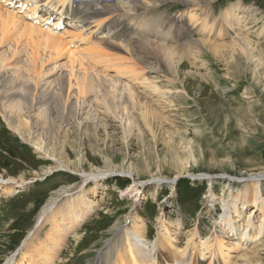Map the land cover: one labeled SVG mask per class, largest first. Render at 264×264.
<instances>
[{
  "label": "rangeland",
  "instance_id": "rangeland-1",
  "mask_svg": "<svg viewBox=\"0 0 264 264\" xmlns=\"http://www.w3.org/2000/svg\"><path fill=\"white\" fill-rule=\"evenodd\" d=\"M212 6L214 15L236 6L239 14L244 13L251 18L252 21L246 24L251 34L245 32L243 36L252 43L254 63L247 62L240 54H236L237 57L232 55L231 33L216 37L218 40L214 41L217 43L213 45L204 44L200 48L202 53L194 55L189 51L190 47L185 49L184 44H179L183 48H178L180 41L177 38L169 36L166 38L170 39H163L142 32L144 25L140 23L139 35L144 37L147 45L142 44V50L134 49L137 53L129 49L128 54L132 53L134 61L153 78L155 84L163 91L169 89L171 95L158 97L145 91L143 94L138 92L134 106L123 95L128 114L125 116L121 109L118 110L122 123L125 124L130 116L134 122L127 138L123 137L120 122L107 115L99 105H94V109H84L78 115L83 121L82 131L78 132L74 113L70 112L71 120L68 118L69 123L59 128L57 139H46L54 144L56 151L58 142L64 141L65 153L52 160L38 156L39 153L21 137L25 132L19 130L17 120L11 121L0 115V181L8 178L23 180L22 186L12 184L15 192L11 188L6 192L3 189L9 184L0 183V264L16 252L22 240H26L27 232L35 231L38 225L34 227V224L41 207L51 192L62 186L69 185L71 193L55 204L48 220L28 239L24 258L18 255L12 264H22L23 261L45 264L48 259L37 250L41 241L54 242L51 245V253L54 252L52 264H96L97 255L106 253L115 238L116 244L125 245L121 235L114 237L112 228L130 225L131 214L133 223L145 229L144 235L150 245L162 232L160 220L167 223L165 236L169 234L172 237L175 247L172 249L169 244L165 245L162 255L174 264L175 259L181 261L176 249L183 248L192 234L197 245L212 235L214 221L220 222L225 212L223 197L229 200L226 198L230 194L236 196L246 189L251 193L255 184L252 186L246 181L247 177L264 173V0H214ZM185 7L182 2L169 1L152 9L149 16L176 15L186 11ZM104 30L108 29L103 28L100 32ZM178 32L179 29H175L177 37ZM188 35L196 34L188 32ZM124 40L127 39L117 41ZM172 48L176 50L172 55L166 53ZM59 62H66V59L60 58L57 63H48L44 68L48 70L44 72L48 79L57 77L58 73L50 72V68L56 66L58 71ZM138 105L147 109L150 126L141 119ZM38 112V108L23 112L30 117L29 126L40 122ZM55 114L52 117L57 128ZM84 130L86 134H83ZM80 155L82 159L78 162L77 156ZM58 162L67 164L72 170L79 163V170L71 173L58 169L35 178L42 169ZM185 162H189V171L184 173L180 166ZM126 166H131L134 173L121 171L126 170ZM107 168L118 171L106 174L96 182L94 179L84 180L78 173ZM152 177L173 181L172 184L157 183L160 186L154 191L152 186L143 185H137L138 190L126 188ZM260 181L264 201V175ZM81 186L83 195L78 196V191H75ZM210 197L213 201L208 209L206 201ZM248 197L241 195L237 199L238 216L230 207L234 222L241 228L247 216L255 210L251 203L240 204L242 200H250ZM88 204H92V210L78 220ZM253 218L258 224V214L254 213ZM52 223L57 225L54 231L51 230ZM226 223L218 234L221 232L223 237L231 239L233 236L226 232ZM120 231L119 226L116 234ZM54 234L62 238L59 248L55 245L57 239ZM229 247L228 254H233L231 263L237 260V264H264V234L259 240L238 248L239 251H234L231 245ZM99 264H105V261Z\"/></svg>",
  "mask_w": 264,
  "mask_h": 264
},
{
  "label": "bare ground",
  "instance_id": "bare-ground-1",
  "mask_svg": "<svg viewBox=\"0 0 264 264\" xmlns=\"http://www.w3.org/2000/svg\"><path fill=\"white\" fill-rule=\"evenodd\" d=\"M169 1L182 2L187 7H185L186 11L179 12L176 15L159 14L149 16L152 9L155 10V8L164 3H169ZM213 1L0 0V115L11 121L16 122L17 120V127L25 132L21 133V137L26 139L25 141L31 145L35 152L39 153L38 156L52 160L56 156H62L65 153L64 141L60 140L58 142V151H56L54 144L49 143L46 139L48 137L52 141L55 138L57 139L59 128L69 123L68 118L71 120L69 117L70 112L74 113L73 120L76 122V132H78L82 131L83 122L81 118H78V115L82 114L84 109L89 110L95 107L94 105H99L107 115L120 122V127L123 128V137L127 138L126 135H129L131 131V123L134 122L130 116L125 120V124L122 123V117L118 110L121 109L123 112L121 113L125 116L128 114V110L124 107L123 95L130 99L133 106L135 94L138 92L143 94L145 91L152 93L148 95L158 97L171 95L169 89L163 91L161 87L155 84L153 78L149 77L148 73L134 61L132 53L128 54L129 49L134 53L137 51L134 49L140 48L142 50L141 45L145 44L146 40L139 35L140 23L144 25L142 32L153 36H161L163 39H170L166 38L169 36L177 38L180 41L177 45L184 44L185 49L190 47L189 51H193L194 55H198L202 51L200 48L204 44H207V46L213 45L217 43L218 39L216 37L231 33L234 44L231 47L232 55L237 57L240 54L247 62L254 61L255 54L252 43L243 36L245 32L251 34L247 26L252 21L251 18L244 13L239 14L236 6H230L223 13L214 15L212 10ZM16 4L18 5L16 6ZM192 4H196V6ZM57 14L64 15V17H60L61 19L57 17L59 20L56 18L55 23L51 24L41 21L43 17L48 19L49 16H56ZM30 15H36L38 23H34ZM133 21L137 23L134 24ZM103 28L108 30L100 32ZM175 29L180 31L178 37ZM163 30L164 32H161ZM168 30L173 32L167 33ZM188 32H193L196 35H188ZM120 39L127 40L117 41ZM214 39L217 40L214 41ZM159 45L161 44L159 43ZM178 48L183 47L179 46ZM170 51L166 53L173 54L176 50L172 48ZM168 56L170 55L168 54ZM60 58H65L66 62H59L57 66H60V69L58 71H56V66L51 67L50 72L53 71L58 74L55 79H48V76L44 73L48 70L44 68L48 63H57ZM134 87L140 89V91H136ZM138 106L141 111L139 113L141 119L147 126H150L147 109L141 105ZM37 108L39 109L40 122L34 126H29L28 120L30 117L23 114V112ZM55 110L56 112H54ZM53 114H55L57 128L52 117ZM7 123L10 126L9 122ZM30 128L35 129L31 130ZM76 134L78 136V133ZM83 134H86V130L83 131ZM81 159L82 155L77 156L78 162ZM188 163L185 162L180 166L181 171L184 173L189 171L187 169ZM78 167L79 163L72 170L67 164L58 162L56 165L42 169L41 173L35 175V178L39 179L41 176L58 169L73 173L79 170ZM115 168L96 170V172L79 171L78 173L84 180L94 179L96 182L98 179H103L106 174L109 175L118 171L114 170ZM121 171L129 174L134 173L131 166ZM205 175L209 178L212 177L208 174ZM263 175L264 173H258L247 177L246 181H249L252 186L255 184L251 193L250 191L247 192L248 189H246L245 192H239L236 196L230 194L226 198L229 200H225V197H223L221 201L225 212L222 214L220 222L214 221L212 235L204 238L197 245L192 234L183 248L176 249L179 251L181 261L173 256L176 260L174 264H191V262L192 264H237V260L231 263L233 254H228L229 245L234 248V251H239L238 248L249 244L250 241L259 240L264 234V201L259 185ZM164 180L167 179L152 177L146 182H136L133 185L134 187L128 185L126 188L127 190L130 188V191L132 189L138 190L137 185H143L145 187L152 186L154 191L160 186H157V183L161 185L163 183L172 184L173 181L172 179H170L172 181L167 182ZM22 181L8 178L6 181H0V183H8L9 187H5L3 190L10 192L8 189L11 188L12 191L15 189L12 184L22 186ZM70 191L68 185L51 192L38 213L34 224V227L38 225L35 231L32 232L33 229H31L27 232L24 237L26 240H22L16 252L4 264H12V260L14 262V258L18 255L24 258L26 255L24 246H26L28 239L36 234L48 220V217L51 216L55 204L64 196H68L71 193ZM77 191L78 196L83 195L82 186L75 192ZM241 195H249L250 200H242L240 204L248 202L255 208L247 216L242 228L234 222L232 209L230 208H233L236 216L240 214L237 199ZM250 195L252 196L250 197ZM242 198H245V196ZM212 201L213 197L208 198V201H206L207 206ZM85 209L86 211H83L81 217H77L78 220L85 217V212L88 213L92 210V204L86 205ZM253 212L259 216V218H256L259 220L258 224L253 218ZM129 218H131L132 223L130 222L128 226L119 225L121 231L117 234L119 226H113L112 228V233H115L114 237H118V234L121 235L125 245L116 244L117 238H115L116 240L114 239L113 243L107 248L106 253L97 255L95 263L99 264L104 260L105 264H173L166 261L162 255L165 245L169 244L172 249L175 247L172 244V237L169 234L165 236L168 233V228L165 227L167 223L163 219L160 220L162 232L157 234L150 245L146 240V234L144 235L145 229L141 225L135 224L136 222L133 223L132 214ZM225 221H227L226 232L231 233L230 237L233 236L231 239L223 237L221 232L218 234V230L222 229ZM56 227L57 225L52 223L51 230L54 231ZM55 237L57 239L55 245L59 248L62 244V238L59 234ZM51 245H54V242L41 241L37 248L48 259L45 264H52L54 258V252L51 253ZM22 264L28 263L23 261Z\"/></svg>",
  "mask_w": 264,
  "mask_h": 264
}]
</instances>
